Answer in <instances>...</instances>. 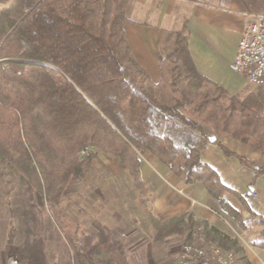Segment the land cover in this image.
Returning <instances> with one entry per match:
<instances>
[{"label": "trees", "instance_id": "obj_1", "mask_svg": "<svg viewBox=\"0 0 264 264\" xmlns=\"http://www.w3.org/2000/svg\"><path fill=\"white\" fill-rule=\"evenodd\" d=\"M129 2L0 0V178L14 180L24 198L38 193L60 208L69 185L85 179L103 152L144 195L141 151L147 150L186 183H202L237 221L239 211L224 197L231 189L201 150L210 130L264 152V113L198 70L184 30L171 33V49L157 54L161 76L153 81L126 36ZM87 146L90 151L81 155ZM236 156L264 173V164ZM16 217L20 223L12 225L7 243L13 245L16 226L22 228L18 262L53 264L42 228L32 227L43 225L40 216L21 210ZM200 225L205 241L233 249L241 264H252L238 237L192 212L166 219L149 214L145 227L159 243L173 236L193 240ZM261 236L256 245L264 247V227ZM73 260L128 264L129 254L119 237L109 235L85 239L83 247L75 246Z\"/></svg>", "mask_w": 264, "mask_h": 264}, {"label": "crops", "instance_id": "obj_2", "mask_svg": "<svg viewBox=\"0 0 264 264\" xmlns=\"http://www.w3.org/2000/svg\"><path fill=\"white\" fill-rule=\"evenodd\" d=\"M249 11L244 0H227L224 4L210 0H130L125 31L134 59L157 82L161 76L157 54L171 49L174 41L171 33L184 30L198 70L238 96L246 93L243 82L248 74L236 70L233 61ZM208 131L216 140H209L201 150V156L231 189L224 197L241 214V223L249 228L242 230L235 219L221 212L218 202L204 185L186 183L162 164L153 163L154 169L145 172L143 162L152 161L153 157L151 152L143 150L141 169L146 183L145 198L157 213L152 215L166 219L192 212L226 231L236 226L246 236L242 244L249 261L264 264V247L256 245L262 238L264 227V173L257 174L254 168L243 164L236 156L263 165L264 152L226 132L213 134ZM216 141L236 155L225 154ZM253 193L257 196L254 197Z\"/></svg>", "mask_w": 264, "mask_h": 264}, {"label": "rangeland", "instance_id": "obj_3", "mask_svg": "<svg viewBox=\"0 0 264 264\" xmlns=\"http://www.w3.org/2000/svg\"><path fill=\"white\" fill-rule=\"evenodd\" d=\"M210 1L219 4L227 2ZM244 1L249 13H264V0ZM243 84L246 93L238 96H243L264 113V86L252 84L248 78ZM84 149H88L87 155L91 146ZM152 157V161L143 162L145 172L154 169L153 163L165 166L153 154ZM199 184L202 183L194 185ZM145 197L146 192L142 195L134 188L129 173L120 169L113 158L103 152L97 154L85 179L74 180L69 185L60 208L46 203L38 193L24 198L14 180L0 178V264H8L15 259L19 261L17 246L24 238V231L16 226V241L11 246L7 239L12 225L20 223L16 216L19 217L21 210L36 212L40 216L43 225L32 223V227L42 228L53 264H75V246L83 247L87 238L91 242L103 241L109 235L119 237L126 244L129 264H176L180 245L187 240L173 236L159 243L152 241L145 225L148 215L157 213ZM60 209H66L64 216L60 215ZM239 219H243L241 214ZM239 219L236 222L242 230L249 228ZM219 229L238 237L241 242L245 240L246 236L236 226L235 230Z\"/></svg>", "mask_w": 264, "mask_h": 264}, {"label": "built area", "instance_id": "obj_4", "mask_svg": "<svg viewBox=\"0 0 264 264\" xmlns=\"http://www.w3.org/2000/svg\"><path fill=\"white\" fill-rule=\"evenodd\" d=\"M247 17L248 21L238 44L233 67L238 71H246L250 83L263 86L264 13H249ZM87 151L88 149L82 150L81 155H85ZM253 195L257 196L256 193ZM195 235L197 236L195 239L187 240L180 245L177 264H241L235 250L224 249L212 241H205L201 225L196 229ZM239 236L242 235L239 233ZM14 264L20 263L15 259Z\"/></svg>", "mask_w": 264, "mask_h": 264}, {"label": "water", "instance_id": "obj_5", "mask_svg": "<svg viewBox=\"0 0 264 264\" xmlns=\"http://www.w3.org/2000/svg\"><path fill=\"white\" fill-rule=\"evenodd\" d=\"M210 140H211L212 142H214V141L216 140V137H215V136H212V137H210ZM8 264H14V261H9Z\"/></svg>", "mask_w": 264, "mask_h": 264}]
</instances>
